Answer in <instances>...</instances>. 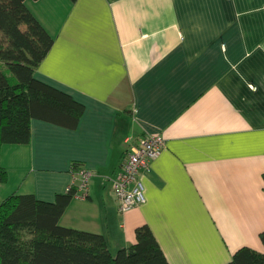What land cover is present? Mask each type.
Masks as SVG:
<instances>
[{"label":"crops","instance_id":"crops-1","mask_svg":"<svg viewBox=\"0 0 264 264\" xmlns=\"http://www.w3.org/2000/svg\"><path fill=\"white\" fill-rule=\"evenodd\" d=\"M54 38L35 78L85 106L75 129L33 119L5 144L2 201L77 194L60 224L103 235L113 255L149 226L169 264L264 253V0H27ZM166 149L126 213L112 188L145 135ZM81 167L94 173L79 188Z\"/></svg>","mask_w":264,"mask_h":264},{"label":"trees","instance_id":"trees-1","mask_svg":"<svg viewBox=\"0 0 264 264\" xmlns=\"http://www.w3.org/2000/svg\"><path fill=\"white\" fill-rule=\"evenodd\" d=\"M26 1L0 0V187L9 179L3 145L29 144L33 119L75 129L85 112L71 95L35 78L55 40ZM76 194L73 187L55 202L34 195L0 199V264H169L147 225L116 255L103 235L62 226ZM261 239L264 244V233ZM227 264H264V253L243 248Z\"/></svg>","mask_w":264,"mask_h":264},{"label":"built area","instance_id":"built-area-1","mask_svg":"<svg viewBox=\"0 0 264 264\" xmlns=\"http://www.w3.org/2000/svg\"><path fill=\"white\" fill-rule=\"evenodd\" d=\"M165 149L166 139L163 136L148 134L127 150L117 177L112 179L113 192L121 213H126L146 202L143 175ZM77 172L82 178L79 188L87 191L94 173L83 167Z\"/></svg>","mask_w":264,"mask_h":264}]
</instances>
